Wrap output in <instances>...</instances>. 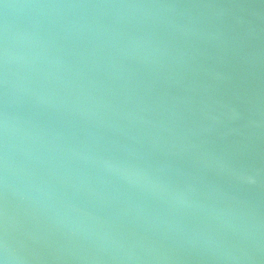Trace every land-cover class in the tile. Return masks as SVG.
I'll return each instance as SVG.
<instances>
[{"label":"water","instance_id":"1","mask_svg":"<svg viewBox=\"0 0 264 264\" xmlns=\"http://www.w3.org/2000/svg\"><path fill=\"white\" fill-rule=\"evenodd\" d=\"M3 264H264V0H0Z\"/></svg>","mask_w":264,"mask_h":264},{"label":"clouds","instance_id":"2","mask_svg":"<svg viewBox=\"0 0 264 264\" xmlns=\"http://www.w3.org/2000/svg\"><path fill=\"white\" fill-rule=\"evenodd\" d=\"M0 264H3V261H0Z\"/></svg>","mask_w":264,"mask_h":264}]
</instances>
